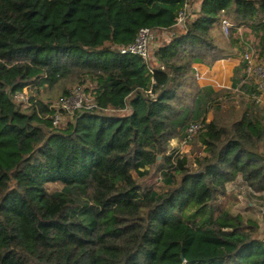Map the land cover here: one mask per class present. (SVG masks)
<instances>
[{
    "label": "trees",
    "instance_id": "1",
    "mask_svg": "<svg viewBox=\"0 0 264 264\" xmlns=\"http://www.w3.org/2000/svg\"><path fill=\"white\" fill-rule=\"evenodd\" d=\"M198 1V16L146 60L120 47L143 27L177 30L186 0H0V264H264L255 223L218 205L239 177L264 192V106L251 97L219 116L245 62L220 90L201 86L195 67L235 57L237 30L264 28V0ZM222 17L237 26L225 44ZM71 81L96 107L58 127L40 96L15 101L28 85ZM198 120L204 154H167ZM151 169L160 190L142 183Z\"/></svg>",
    "mask_w": 264,
    "mask_h": 264
},
{
    "label": "rangeland",
    "instance_id": "2",
    "mask_svg": "<svg viewBox=\"0 0 264 264\" xmlns=\"http://www.w3.org/2000/svg\"><path fill=\"white\" fill-rule=\"evenodd\" d=\"M196 3H199L196 0ZM192 8V16L195 17L196 13L193 12V9H197V4L191 5ZM234 24L233 29H235L236 22L231 20ZM184 27V26H183ZM182 26H177V30L173 32V29H170V32L166 31L165 34L159 33L155 42L152 44L150 49L151 56H154L156 50L163 46L164 44L170 42L174 36L182 32L184 30ZM221 30V29H220ZM218 36L219 43L225 44L227 41L231 39L223 35L222 31ZM165 35V36H163ZM264 28L254 29L250 27H240L236 36L239 38V42L237 46L234 44L230 49L227 50L229 53H236L240 56L242 61L241 54L245 52L255 51L257 54H260V57L264 58ZM229 38V39H228ZM228 39V40H227ZM241 40V41H240ZM242 51H238V49ZM230 58V57H229ZM228 59V58H224ZM152 60V58H151ZM221 60V59H220ZM156 64V62L154 63ZM199 77V75H198ZM199 81V80H198ZM200 83V82H199ZM81 85L78 81H71L67 83H60L55 85L54 87H41L40 93L36 92V89L31 85L25 87L23 92H21V97H15V101L17 103H21L23 108H26L32 104L31 98H38L40 96L45 102L54 103L56 102L60 96L65 93V90H72L75 86ZM86 85V84H85ZM201 85V84H200ZM46 86V85H45ZM87 86V85H86ZM202 86V85H201ZM220 89H229L226 87H216V90ZM236 94H233L232 100H226L225 104L222 106V110L220 111L219 116H228L229 108L231 105L236 104L237 109L241 110L240 107L246 106V104L253 99L251 98V94L247 91L241 90L236 91ZM16 95V94H15ZM252 99V100H251ZM31 103V104H30ZM264 106V103H261ZM111 113V112H110ZM66 120H68L69 115H65ZM217 116L215 108L209 106L208 111L206 112V120L211 121ZM176 154L182 157H187V159L191 162H194L198 156H201L203 153V148L199 143L198 136L192 141H184V137L181 136L173 138L168 145L167 154ZM152 170V169H151ZM142 183L147 186H152L157 188L158 190L163 188L162 179L160 174L158 175V171L156 169L152 170L151 174L146 176L143 179ZM48 189L50 191L61 190L62 185L59 183H53L48 185ZM219 206H222L234 214H241L245 221H252L256 226V234L255 236L264 240V192L255 191L251 187H249L241 177L237 178L235 181H232L227 184L226 193L219 200Z\"/></svg>",
    "mask_w": 264,
    "mask_h": 264
},
{
    "label": "built area",
    "instance_id": "3",
    "mask_svg": "<svg viewBox=\"0 0 264 264\" xmlns=\"http://www.w3.org/2000/svg\"><path fill=\"white\" fill-rule=\"evenodd\" d=\"M197 4L198 8L193 9L196 16H192L191 5ZM200 13V5L196 3L195 0H186L184 8L179 12L177 18V24L175 26H185L187 20H194ZM234 24L227 17H222L220 22V28L224 36L229 37L232 33ZM184 28V27H183ZM170 32V29L162 28H149L143 27L139 30L135 40L125 46L120 47L122 53H132L138 54L144 57L146 60L150 57V49L152 44L158 37L159 33L165 34V32ZM175 30L173 29V32ZM165 36V35H163ZM242 61L245 62V68H243V73L238 77V87L236 91L242 90V84L247 81L254 82L257 88V93L251 94V96L258 102L263 103L264 96V58L260 57L255 51L245 52L241 54ZM23 92V91H21ZM21 92L16 93L15 97H21ZM151 96H155L153 92L150 91ZM50 107L55 109V114L53 115V125L55 127L60 126L66 120L67 114H74L75 111L80 109L92 110L96 107L94 96L87 91L85 85L75 86L70 94L60 97L56 102L50 103ZM64 112L66 114H64ZM205 123L203 120H198L192 122L186 130V136L184 141H192L197 137L198 133L202 130Z\"/></svg>",
    "mask_w": 264,
    "mask_h": 264
},
{
    "label": "crops",
    "instance_id": "4",
    "mask_svg": "<svg viewBox=\"0 0 264 264\" xmlns=\"http://www.w3.org/2000/svg\"><path fill=\"white\" fill-rule=\"evenodd\" d=\"M241 63L240 56L236 55L228 59L218 60L213 65L196 63L195 67L202 86H213L215 89L216 87L231 88L234 85L235 71L240 67ZM262 98L264 103V96Z\"/></svg>",
    "mask_w": 264,
    "mask_h": 264
}]
</instances>
